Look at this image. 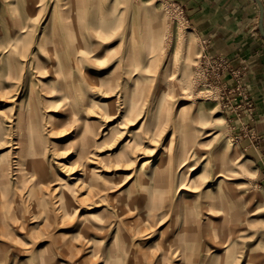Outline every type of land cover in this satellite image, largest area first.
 Instances as JSON below:
<instances>
[{
	"label": "rangeland",
	"instance_id": "obj_1",
	"mask_svg": "<svg viewBox=\"0 0 264 264\" xmlns=\"http://www.w3.org/2000/svg\"><path fill=\"white\" fill-rule=\"evenodd\" d=\"M203 52L170 0H0V264H264V183Z\"/></svg>",
	"mask_w": 264,
	"mask_h": 264
},
{
	"label": "crops",
	"instance_id": "obj_2",
	"mask_svg": "<svg viewBox=\"0 0 264 264\" xmlns=\"http://www.w3.org/2000/svg\"><path fill=\"white\" fill-rule=\"evenodd\" d=\"M170 1L181 9L192 33L201 40L203 54L226 61L220 71L221 84L233 91L240 83L252 100L251 112L233 93L225 115L264 183V38L258 4L255 0Z\"/></svg>",
	"mask_w": 264,
	"mask_h": 264
},
{
	"label": "bare ground",
	"instance_id": "obj_3",
	"mask_svg": "<svg viewBox=\"0 0 264 264\" xmlns=\"http://www.w3.org/2000/svg\"><path fill=\"white\" fill-rule=\"evenodd\" d=\"M33 5H34V3H33ZM32 5V8H30L29 10H28V13L29 14H31V15H34L35 14V12H34V10L36 9V7L37 6H33ZM27 27H29V24H27L26 26H25V29L24 30H22V32L21 33H24V34H26V32H24V31H27L26 30V28ZM29 31V30H28ZM27 31V32H28ZM195 35V34H194ZM196 36V35H195ZM20 39H21V37H20ZM81 41L80 42H78L77 44H76V46H78L77 48H75L76 49V51L77 52H74L73 54L74 55H80V53H82V50H83V48L82 47H80L81 46ZM85 49V48H84ZM16 61V60H15ZM17 61H18V59H17ZM18 65V62H16L15 64H14V66H17ZM13 66V67H14ZM104 106H108V107H111L112 106V104L111 103H106V102H104V104H103ZM125 105H126V102H125ZM131 105H133V101H131ZM129 110L131 111V109L129 108ZM134 114H137V112L136 113H134ZM134 114L131 112V116H129V115H124L123 116V120L125 121V120H129V119H132V121H134V120H136V117H134L133 118V116H134ZM145 122V121H144ZM144 122H143V124H142V126L144 125ZM61 127L62 128H65L66 126H65V124H63V125H61ZM144 132H145V134H147V136L145 137V136H143L142 135V137H141V140H136V139H132V140H130L129 142H130V144L132 145L133 144V148L134 149H139L141 146H142V144H144V143H148V144H150V145H152V143L151 142H155L157 139H156V135L155 134H151L150 136H148V134L149 133H151V129H149L148 131H145L144 130ZM208 136H210V134H208V135H206L205 137H208ZM39 140V139H38ZM148 140H150V142L148 141ZM92 143V141H91V139H86V144H88V145H90ZM70 144H71V142H70ZM75 146H81V144L80 143H77V144H75ZM80 147H78V149H79ZM196 152H198V151H196ZM91 158L92 156H89V154L88 153H86V158ZM116 158H118V159H116ZM108 159H116L115 161H116V163H121V162H125V161H128L129 160V157H128V155H126V154H124V155H120V156H118L117 154H113V153H109L105 158H103L102 160H104V161H106V160H108ZM202 160H204L205 158L202 156V158H201ZM131 160V159H130ZM172 160L173 161H175L177 164H179V162H180V160L178 159V155H176V156H174L173 158H172ZM115 161H114V163H115ZM151 161H148V162H146L144 165H147V163H150ZM32 165L34 166V167H36V166H40V164H38L37 162H33L32 163ZM195 167H197V165H194ZM105 167V166H104ZM104 167L103 166H101V167H98V166H96L95 167V171L96 172H92V173H90L92 176H95V174H97V173H102L103 171H105V169H104ZM197 169V168H196ZM195 169V170H196ZM195 170H193V171H195ZM230 168H227L226 170H224V169H218V171H217V173H216V176H215V185H217L218 184V180H220V179H223V180H225V181H228V180H232V179H235L234 177H235V175H233V174H231L230 173ZM82 176H84V174H81ZM162 175V174H161ZM201 176V174L200 175H198L197 177L198 178H201L200 177ZM91 187H93L92 186V184H91ZM165 188L167 187V186H164ZM210 191V190H209ZM208 191V192H209ZM208 194V193H207ZM211 194L212 195H214L215 193L214 192H212L211 191ZM209 196V195H208ZM67 196L65 195V194H62V198H61V203H62V207H65L66 206V202L65 201H67ZM213 200H214V202H210V203H208V204H206V205H204V206H201V208H202V210H205V214H207L209 217L208 218H205L204 220H206L205 222L207 223V222H209V220H210V218H213V217H215L214 219H219L220 221H222L225 217H226V215L224 216V212H225V205H223L226 201L223 199V198H219L218 199V194H216V195H214L213 197H211ZM163 201H165V199H163ZM167 204H168V202L167 203H163L162 204V206H167ZM252 207V206H251ZM251 207H250V210H251ZM164 208H167V207H164ZM255 207H253V209H254ZM66 214H68L69 212V210L66 208ZM255 211V210H254ZM217 212L218 213H221V214H217ZM250 212H252L253 214H254V212L253 211H250ZM215 214H217V215H215ZM222 215V216H221ZM227 218V217H226ZM225 233L227 234V240L225 241V242H223V243H225V248H223L226 252L227 251H229L230 249H235L237 246H238V241H239V233H241L239 230H238V228H237V226H235V225H233V223L232 222H230L229 223V226H228V228L225 230ZM222 238V237H221ZM219 244H222V242L221 243H219ZM180 252V250L179 249H176V254L177 253H179ZM249 252V251H248ZM245 253H243V255H244ZM249 254V253H248ZM199 254H198V252L196 253V254H193V259H195V261L199 258V256H198ZM184 257H186V255H184ZM198 257V258H197ZM241 257H243V256H240V258ZM237 259V258H236ZM211 260H212V256H211V252H210V250L209 249H205V251H204V254H203V256H202V261H203V263L204 264H210L211 263ZM235 263H238V260L237 261H235L234 263H232V264H235Z\"/></svg>",
	"mask_w": 264,
	"mask_h": 264
},
{
	"label": "built area",
	"instance_id": "obj_4",
	"mask_svg": "<svg viewBox=\"0 0 264 264\" xmlns=\"http://www.w3.org/2000/svg\"><path fill=\"white\" fill-rule=\"evenodd\" d=\"M204 59H205L204 64L211 66L213 74H214V70H217V74H215V76L218 77L219 79H221L220 71H222L225 68L226 61L222 58H215V57H212L209 55H205ZM223 88L225 91H228L229 94L236 93L237 96L235 98L237 99V98L241 97L244 100L245 106H247L251 110V112L253 111L254 106L252 104V100L247 96V93H246L244 87L240 83H238V86L233 88V91L229 90L228 86H226V85H223Z\"/></svg>",
	"mask_w": 264,
	"mask_h": 264
},
{
	"label": "water",
	"instance_id": "obj_5",
	"mask_svg": "<svg viewBox=\"0 0 264 264\" xmlns=\"http://www.w3.org/2000/svg\"><path fill=\"white\" fill-rule=\"evenodd\" d=\"M260 8V20H259V29L261 32V35L264 38V4L261 0H255Z\"/></svg>",
	"mask_w": 264,
	"mask_h": 264
}]
</instances>
